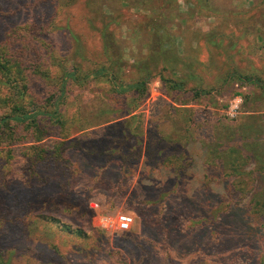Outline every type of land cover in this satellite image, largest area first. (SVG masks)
<instances>
[{
	"label": "rangeland",
	"instance_id": "obj_1",
	"mask_svg": "<svg viewBox=\"0 0 264 264\" xmlns=\"http://www.w3.org/2000/svg\"><path fill=\"white\" fill-rule=\"evenodd\" d=\"M67 2L0 0L10 264H264V0Z\"/></svg>",
	"mask_w": 264,
	"mask_h": 264
},
{
	"label": "trees",
	"instance_id": "obj_2",
	"mask_svg": "<svg viewBox=\"0 0 264 264\" xmlns=\"http://www.w3.org/2000/svg\"><path fill=\"white\" fill-rule=\"evenodd\" d=\"M53 2H57L56 4L58 7L59 6L63 7L64 5H68L67 0H53ZM3 52H4V50L0 49V68H8L9 58H7ZM71 77H73V80H76L74 73H70V75L66 74L64 76L65 79H64L63 83L65 84L66 80L71 78ZM246 80L247 81H255L259 85L262 83L259 79L253 80L252 77H246ZM173 84H174L173 86L176 89L180 86L179 83H176V82H174ZM144 85H146L145 80L137 83L136 85H134L132 87L140 88ZM65 86H66V84L64 85V87ZM24 88L28 90L26 84L24 85ZM32 91H34V90H32ZM200 92H202V91H199V93ZM30 94L35 96V94H33V93H30ZM17 110L19 111V110H21V108L18 107L17 109L13 110L11 113H7L5 115L0 114V127H2L3 125L9 124V122L25 123V122H28L30 120H35L38 116L44 115L46 113L44 110V107L41 105H36L35 109H33V111L31 113H28L27 111L16 113ZM108 129L113 133L116 132V129H112V130L110 128H108ZM252 146L255 147V145H253V144H252ZM255 150H257V149H255ZM240 167H241V164L238 163L236 166L233 167V171L237 174H243V172L240 171ZM262 170H264V169L262 168ZM258 197L264 200V187H262L261 190L259 191ZM0 264H10V259L6 258L4 256V253L1 250H0Z\"/></svg>",
	"mask_w": 264,
	"mask_h": 264
},
{
	"label": "built area",
	"instance_id": "obj_3",
	"mask_svg": "<svg viewBox=\"0 0 264 264\" xmlns=\"http://www.w3.org/2000/svg\"><path fill=\"white\" fill-rule=\"evenodd\" d=\"M134 223V217L129 214H122L117 219V228L121 231H128Z\"/></svg>",
	"mask_w": 264,
	"mask_h": 264
}]
</instances>
